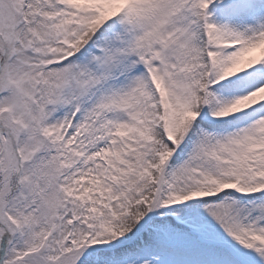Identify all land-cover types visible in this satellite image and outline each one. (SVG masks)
Masks as SVG:
<instances>
[{"label":"snow or ice","instance_id":"1","mask_svg":"<svg viewBox=\"0 0 264 264\" xmlns=\"http://www.w3.org/2000/svg\"><path fill=\"white\" fill-rule=\"evenodd\" d=\"M0 264H264V0H0Z\"/></svg>","mask_w":264,"mask_h":264}]
</instances>
